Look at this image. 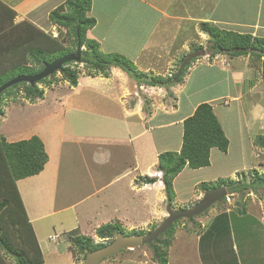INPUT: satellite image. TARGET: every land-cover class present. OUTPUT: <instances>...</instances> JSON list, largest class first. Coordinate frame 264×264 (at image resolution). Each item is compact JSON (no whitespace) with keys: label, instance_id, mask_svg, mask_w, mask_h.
Segmentation results:
<instances>
[{"label":"crops","instance_id":"obj_1","mask_svg":"<svg viewBox=\"0 0 264 264\" xmlns=\"http://www.w3.org/2000/svg\"><path fill=\"white\" fill-rule=\"evenodd\" d=\"M66 1L0 0V73H7V69L9 73L12 71V60L15 57L13 53L16 51L12 49L13 43L23 45V50H26V48L32 50L34 41L29 38L31 36L35 37V39L42 38L35 28L42 30L53 38H59L63 29H61V33L58 31V28L62 27L51 20L50 13ZM182 4L185 6L184 10L181 7ZM182 4L181 0H170L166 8H164L157 5L153 0H102L97 6L95 0H92L89 16L95 17L97 22L95 26L87 30V37L97 40L103 52L120 53L136 60L137 64L142 63L145 66L147 65L142 61L143 55L145 54L146 56L151 50L159 52L153 50V47L160 45L163 35L174 32L179 33V29H181V36L185 31H188V33L189 31H196V37L199 38V36L202 37L207 34L202 29L199 30L197 28L203 22H209L212 25L228 30L264 37V0H257L254 15L251 17L248 16V14L250 15L248 13L249 5L247 6L243 0H184ZM186 26H190V28L186 30ZM194 26H196L195 30L193 29ZM139 34H142L143 37L139 38ZM58 40L61 39L59 38ZM181 41L183 44L180 46V52L184 51L183 56L187 57L191 52L189 51L188 36L185 39L181 37ZM134 47H137V50L133 51ZM208 54L211 59L214 58L211 57V53ZM216 55L219 61L212 63L209 58L210 62L206 61L204 64L195 65L192 70L187 72L189 74L184 77V81L180 83V86L179 84L171 86L177 87L179 92V95L174 97V99H177L178 104L177 108H173L175 109L174 111L168 108L166 112L162 110L159 113L158 109L157 111L155 109V113L154 106L152 107L151 104L152 99L142 98L141 94L144 93H138L142 90L140 89L141 87L154 90L168 87L146 85L144 81L135 78L120 67H112V76L110 74L107 77L102 74L100 76L84 75L80 78L77 86L70 87V89L87 94L84 96V102L73 101L74 109L89 114V117H93L94 120L97 119V122L111 121L112 123L119 124L120 122L122 124L123 131H119V135L122 143H126V150L129 151L130 149L133 162L132 164L130 163L131 168L126 170L124 174L114 173L113 175L116 174V176L109 179L104 176V180L95 189L85 193L80 198L69 194L64 196L63 201L66 204L62 205L61 202L58 204L59 196L56 195L61 170L59 168V159L57 158L53 162L54 157L49 154L47 145L44 142L49 154V160L45 168L36 175L18 180L17 184L27 214L43 250L45 261L47 255L45 251L52 252L53 250L52 244L48 242H45V244L46 247H49L44 248L43 239L40 237L41 233L45 231V221L43 219L47 216H53V223L59 220V226L61 227H64L65 224L71 226L74 223L70 231L81 230L83 231V233L80 231L81 234L85 235L88 234L84 233L83 227L93 223L92 221L95 219L98 224L93 227V230L107 223L119 222L123 225L125 223L124 220H126L124 215H131V221L133 220V222H129L128 228L130 229L126 228V230L132 231L134 229L148 230V226L154 223V219L160 220V217L155 216L158 207H160L163 214L160 221L168 216V202L164 183L161 180L163 172L157 168L159 155L162 152L171 151L169 143L171 142L170 138L173 131L179 134L180 140L176 144V148L172 150L180 151L183 142L184 119L192 115L199 104L204 102L212 104L230 140L229 147L231 146V139L228 129L225 127V122L228 125L229 120L227 117H232L233 111L237 112V116L232 118V121L235 119L237 128L243 129L242 131L240 130L242 139L246 137L248 132L244 126L241 113L245 115L248 112L245 109L253 106L254 110L250 111L251 113L256 117L258 114L264 116V79L262 78L261 62L250 54L247 55L248 57L245 55L229 57L226 54H222V58L218 57V54ZM169 66L171 65L169 64L167 67ZM147 68L149 69L148 71L153 70L149 67ZM164 101L167 104L172 103L171 99H164ZM145 103L149 105L148 111L145 109ZM143 105L144 108H142ZM108 106L115 107L114 109L104 108ZM104 129V131H109L106 125ZM96 131L94 134L97 133ZM110 131L113 134L117 132H114L115 130ZM7 140L9 141V139ZM10 142L12 141L10 140ZM218 151L222 150L217 147L211 149V164L209 166L197 169L187 166L175 177V192L177 183L187 182L188 180L191 183L188 187L189 197L185 199L177 196L175 198L177 206L174 209L189 208L181 205V203L189 199L192 202L196 201L194 203L197 204L203 197V193L198 190V185L201 183L217 181L239 170L233 168L229 173L214 172L215 169L211 170L214 164L212 162L213 156L220 163L224 161L220 159L223 153H218L217 155L216 152ZM227 151L223 152L227 153ZM243 156L245 155L241 152L239 154L240 159ZM95 157L101 161L104 160L103 156L99 154ZM107 160L105 159L106 162ZM242 167L244 168V166ZM201 171H206V173L198 175V172ZM142 174L157 176L159 182H155L156 185L152 186H150V183L144 184L150 189L144 192L142 191L144 187H140L141 182L138 179ZM131 179L132 181H137V187L134 189L136 195L135 205L129 209L128 206L133 199L131 200L132 197L129 195L132 186L127 181L129 180L130 182ZM20 184L24 185V192H22ZM123 184L127 188V198L122 196ZM111 187H116L113 197H109L110 192L107 194V190H110ZM74 197L76 199L71 201ZM198 198L199 200H196ZM159 199L163 202L161 206L157 205L160 202ZM33 209L35 210L33 211ZM226 212L232 211L226 210ZM63 218H71L72 222L67 224V220ZM92 218L94 219L91 220ZM185 225L183 223L176 229L177 235L174 243L177 246L184 243V241L180 240L185 234L189 236L185 237V240L192 239L190 231L187 229L188 233L185 229L183 230ZM70 231L65 232L68 233ZM251 231L256 232V229H251ZM183 232L185 233L183 236L179 235V233ZM193 232V249L195 251L197 232ZM51 236L52 234L49 235L48 241L54 242L50 239ZM56 236L59 235L56 234ZM200 238L201 236L198 237L199 242ZM64 243L66 242L64 241ZM252 246L248 241L245 242L243 246L244 252L248 254ZM237 252L240 255L238 246ZM201 254H196V258L201 257ZM176 256L170 255L168 264H184L182 257L178 258ZM175 258H178L177 261H179H174L173 259ZM259 258L264 260L263 257ZM238 261H242L241 258H238ZM116 264L161 263L127 258Z\"/></svg>","mask_w":264,"mask_h":264},{"label":"rangeland","instance_id":"obj_2","mask_svg":"<svg viewBox=\"0 0 264 264\" xmlns=\"http://www.w3.org/2000/svg\"><path fill=\"white\" fill-rule=\"evenodd\" d=\"M101 1L102 0H95V4L99 6ZM153 1L156 2L157 5L166 8L170 0ZM183 2L184 0H181V4ZM243 2H245L247 6L249 5L248 13H250V15L248 14V16L251 17L254 15V8L257 6V0H243ZM181 7L183 10L185 9L184 4H182ZM201 27L202 23L199 25V27L197 26L199 30ZM188 28H190V26L185 27L186 30ZM195 28L196 26L193 27L194 30ZM61 29L63 30L62 34L60 35ZM180 30L181 29H179V33L174 32L172 34L163 35L160 45H155L153 47V50L159 52H153L151 50L146 56L145 54L143 55L142 61L147 66L141 62H139L141 64H137L138 62H136V60L126 56L134 64L136 70H138L137 72L140 73L143 78H147L152 74L162 77L174 76L178 70L180 60L185 53L184 51L180 52V46L183 44L181 37L185 39V37L188 36L189 51H191L190 53L200 49L206 51L204 54L198 56L199 59H196L195 62L192 63L191 67H189L190 69L188 68V72L189 70H192L197 64L201 65L206 63V61L210 62L211 60L212 63L219 61V59L216 58L217 55L213 56V59L209 57L208 53H211L210 48L213 44V41L211 40L208 33L197 38L196 31H189V33L188 31H185L181 36ZM58 31L60 32L59 38L61 39V42L65 46L70 45V41L73 39L74 35L70 33L65 27L58 28ZM138 37L141 38L143 35L139 34ZM85 48L86 46L83 45V49ZM134 50H137V47H134L133 51ZM222 54H218V57L220 56V58H222ZM226 55L232 57L229 54ZM247 55L245 56L248 57ZM209 58L211 60H209ZM76 63L79 64L72 63V66L79 70L78 80H80V78H82L84 75H90V70L86 67L85 63ZM169 64L171 66L167 67ZM172 64H174V66H172ZM147 67L153 70L148 71L149 69ZM17 72L18 69H14L11 75L16 74ZM56 72L57 73L55 76L50 77V79L53 80L51 83L52 87L39 84L40 87H44L46 90V94L44 96L45 98H40L32 102L24 97L22 88L17 89L15 91L16 94L14 93L15 95L4 94L2 96V99L0 100V109L4 111V114L0 115V134L5 136L6 139H9V141H18L21 139L30 138L33 136V134L41 136L47 145L49 154L53 155L54 157L53 162H55L57 158L59 159V168L61 170L59 182L57 183L58 188L56 195L59 196L58 204L61 202V204L64 205L66 204V202L63 201L64 196L69 194L70 196H76L80 198L85 193L95 189L98 184L104 180V176L109 179L111 177L113 178V176H116V174H124L126 170L131 168L130 163L132 164L133 158L131 156L130 149L129 151L126 150V143H122V139L119 135V131H123L122 124H120V122L119 124L112 123L111 121L97 122V119L94 120L93 117H89V114L79 112L78 110L74 109L73 107H75V105L73 101L84 102V96L87 94L83 92L81 93L72 88L70 89L71 85L67 80L63 79V74L61 71ZM111 73L113 72L110 71V75ZM188 74L189 73H186V75ZM11 75H6V77L3 79V81H0V83H5V81H9L19 74L12 75L14 76L12 78ZM134 76H136V74ZM140 89L142 90H140L138 93H144L141 94L142 98L144 97L152 99L151 104L152 107L154 106V111L155 109L156 111L158 109L159 113L162 110L166 112L168 108L174 111L175 109L173 108L178 107L177 99H174L175 96L179 95L177 87L170 86L161 90H154L152 88L144 89L142 87ZM164 99H171L172 103L167 104ZM146 105L149 106L145 103V106ZM114 107L115 106H108L104 108L114 109ZM142 108H144V105ZM245 110L248 112L245 113V115L241 113V116L243 117L244 126L248 132L246 137L242 139L240 130L242 131L243 129L239 127L237 128L235 119L232 121V118L237 116V112L233 111L232 117H227L229 120V126L225 122V127L228 129V134L231 139V146L229 149H227V153H224L223 151L216 152L217 155L218 153H223L222 157L220 158L224 160L223 162H218V159L216 160L215 156L212 158V162L214 164L211 170L215 169L214 172L229 173L231 170H233V168L239 169L234 171L229 176H225L230 177L236 183H239V180L243 179H245L247 183L251 182V180H253L252 172L254 169H257L260 173L264 174V149L255 144L256 136L264 134V116L258 114L256 117L253 113H251L250 111L254 110L253 106L247 107ZM101 125L103 126L102 128ZM105 125L109 131H104ZM95 130H97L96 134H94ZM110 130H115L114 132H117L113 134L110 133ZM106 132H109L110 134ZM170 140L171 142L169 145L171 151H175L172 149L176 148V144L180 140L179 134H177L176 131H173ZM159 143L161 142L159 141ZM241 152H243L245 155L242 157V159L239 157ZM97 154L103 156L104 160L101 161L96 159L95 156ZM105 159H108L107 162ZM158 165L159 163L157 164V168ZM242 166H244V168ZM114 173L116 174L113 175ZM203 173H206V171L198 172V175H203ZM142 176L149 175L142 174L139 176V182L142 181ZM158 180L156 183L159 182ZM127 182L133 187H131V193H129L130 197H132L131 200L133 199L128 206L130 209L131 206L135 205L134 202L136 195L134 189L137 187V181H132L131 179L130 182L129 180ZM190 183L191 182L189 180L187 182L177 183L176 197L178 196L180 198L187 199L189 197L188 187L190 186ZM144 184L146 183H140V187H144L142 188V191L146 192L150 190ZM123 185L122 196L127 198V188L125 184ZM152 185L156 184L150 183V186ZM204 185L205 184L198 185V190H200L203 195L205 193ZM206 185L210 186V188H217L219 181L208 182ZM20 187L22 192H24V185L20 184ZM226 188L228 190V197H226V200L223 199L216 202L205 213L196 216L194 220L195 222L188 220L187 218H183L181 221L175 224V226L177 225L176 227L174 226L176 231L178 226L185 223L186 225L184 226L183 230L185 229V231L188 232V229L191 233L192 239L190 238L189 240H185V237L189 236H186L184 232L179 233V235L182 236L185 234L184 237H182V240H180L184 241V243L177 246V244L174 243L175 237L177 235V232H175L173 241L169 248V259L170 255H177L176 257L178 258L182 257L184 260L182 262L184 264H264V260L259 258H264V185L256 184L251 190H238L234 193L230 192L229 187ZM115 191L116 187H111L110 190H107V194L110 192L109 197H113ZM73 199L76 198H72L71 201H73ZM189 200L184 201L181 203V205L190 207L195 204L194 202H196ZM196 200H199V198ZM159 201L160 202L157 205L161 206L163 202L160 199ZM180 202L182 201L180 200ZM244 204H246L248 215L245 220L240 221L239 215L236 212H239V209H243L245 207ZM158 208L155 216L158 218L160 217L161 220L163 214L160 210V207ZM34 210L35 209H33V211ZM226 210H230L232 212L227 213ZM222 213L226 214L222 215ZM124 216L126 220H124L125 223H123V225L125 228L130 229L128 228V224L129 222H133V220L131 221V215L125 214ZM63 219L67 220V224L72 222L71 218ZM93 219L94 218L91 220ZM160 220L157 218L154 219V223L148 226L149 229L139 230L138 235H141V233L144 235L147 234L150 230H153L155 227H157L164 220V218L162 221ZM43 221H45V231L41 233L40 236L43 239L42 244L44 248H47L49 246L46 247L45 242L51 243L53 250L52 252H49L48 250L45 251L47 254L46 261L42 264H85L86 260H84L83 254L77 250V247H74L70 237L68 236L69 233L65 232L72 230L71 226H73L74 223L71 226L65 224L64 227H61L59 226V220H56V222L53 223V216H47L43 219ZM92 222L93 223L89 225L87 224L85 227H83L85 230L84 233L88 234V236H91L96 242L106 241L105 238L98 236L97 230L99 227L96 230H93V227L98 224L96 219ZM55 226L56 228H54ZM251 229H256V232L251 231ZM80 231L75 230V232L79 234H81V232L83 233V231ZM193 231L197 232L195 246L196 254L202 253L201 257L199 258H196L197 256L193 249ZM51 234L52 236L50 239H52L54 242L48 241L49 235ZM56 234L59 236H56ZM204 234L205 236L203 237ZM197 236H201L200 242L198 241ZM64 241L66 243H64ZM110 241L107 242L109 243ZM247 241L253 245L250 248V251H248V254H246L243 249L244 243ZM237 246L240 255L237 254ZM180 254L181 256H179ZM127 258L138 261L147 260L155 263L158 262L153 258L152 247L148 244H142L141 246L134 249H124V251L117 253L111 258H108L104 261L105 263L103 262L102 264H116ZM178 258L173 260L177 261ZM238 258H241L242 261L239 262Z\"/></svg>","mask_w":264,"mask_h":264},{"label":"trees","instance_id":"obj_3","mask_svg":"<svg viewBox=\"0 0 264 264\" xmlns=\"http://www.w3.org/2000/svg\"><path fill=\"white\" fill-rule=\"evenodd\" d=\"M91 6L92 0H67L50 13V18L54 23L67 28L74 35L70 45L65 46L61 40H58L59 38H53L37 28L35 30L41 34L42 38L35 39L32 36L29 38L34 41L32 50L27 48L23 50V45L13 43L12 49L16 51L13 53L15 57L12 60L11 70L18 69V72L12 75L37 74L43 70L45 62H51L61 56L74 53L79 45L82 47L85 45L86 48L82 49V57L79 62L85 63L90 70V75L102 74L109 76L112 67L115 66L122 68L132 76L136 74L134 77L144 81L147 85L170 87L184 81L188 68L198 57L187 63L179 75L178 70L185 56L181 58L178 70L173 77L152 74L147 78H143L126 56L120 53L101 51L99 42L87 37V30L95 26L97 22L95 17L88 14ZM201 29L208 33L213 41L210 48L211 57L222 53L229 54L232 57L250 54L261 62L263 77L264 54L248 53L246 51L233 52L232 49L236 47H254L264 51V37L224 29L209 22H203ZM17 58L19 59L16 60ZM72 63L79 64L74 61L67 62L61 73L63 79L67 80L71 86H77L79 83V70L73 67ZM11 73L8 72V69L7 73H0V81H3L6 75H11ZM56 73L38 81L35 85L28 82L14 84L0 94V100L4 94H16L15 91L19 88L23 89L24 97L32 102L44 98L45 89L40 87L39 84L51 86L53 80L50 77L55 76ZM12 75L11 78L14 77ZM3 83H0V85ZM145 109L148 111L149 107L146 105ZM3 114L4 111L0 109V115ZM183 127V142L180 151H165L159 155L158 170L163 172L162 180L166 200L173 208L177 206L175 203V177L187 166L193 169L209 166L211 164V149L217 147L222 151H227L230 144V140L211 103L199 104L195 112L184 120ZM255 144L264 149V134L256 136ZM48 160L49 154L40 136L33 135L30 138L10 142L0 134V264H42L45 262L43 250L27 214L17 181L40 173L45 168ZM252 173L253 180L249 183L245 179L236 183L230 177H225L217 180L219 181L217 187H229L230 192L234 193L238 190H251L256 184L264 185V174L257 169H254ZM142 177L141 182L147 184L155 183L158 180L157 177ZM206 183L208 182L201 183L205 184V191L211 189ZM244 205L245 207L239 209L238 212L240 221L245 220L248 215L246 204ZM225 214L222 213V215ZM195 218L196 216L187 219L195 222ZM181 220H177L163 235L148 244L153 249V258L161 264H168L169 262V248L177 226L175 224ZM116 232L139 234L137 229L127 231L121 223L113 222L104 224L97 230L98 236L106 239L104 242H96L91 236L79 234L75 231L68 232V236L74 247H77V250L83 254L84 260H86V249L92 251L104 246L107 241L114 238ZM141 235L144 234L141 233ZM122 251L124 249L120 252Z\"/></svg>","mask_w":264,"mask_h":264},{"label":"water","instance_id":"obj_4","mask_svg":"<svg viewBox=\"0 0 264 264\" xmlns=\"http://www.w3.org/2000/svg\"><path fill=\"white\" fill-rule=\"evenodd\" d=\"M82 49L83 47L79 45L74 53L61 56L51 62H45L43 70L37 74H19L15 78L0 85V94L7 88L20 82H28L32 85H35L38 81L50 76L56 71H61L67 62H79L82 57ZM232 51H246L248 53L264 54V51L254 47H236L233 48ZM205 52V50L200 49L190 53L187 57H185L179 67L178 75L182 72L187 63H189L193 58L204 54ZM225 197H228V190L225 186H222L206 190L202 199L192 207L174 209L171 204H168V216L156 228L149 231L145 235H130L116 232L112 241L106 245L92 251H89L88 249L85 250V264H99L104 258L112 256L123 249H134L141 246L142 244L152 243L161 235H163L177 220L182 218H192L194 216L200 215L207 211L213 204Z\"/></svg>","mask_w":264,"mask_h":264},{"label":"flooded vegetation","instance_id":"obj_5","mask_svg":"<svg viewBox=\"0 0 264 264\" xmlns=\"http://www.w3.org/2000/svg\"><path fill=\"white\" fill-rule=\"evenodd\" d=\"M112 241V240H111ZM108 243V242H107ZM106 243V244H107ZM119 253V252H118ZM117 254V253H116ZM116 254H114V255H116ZM113 256V255H112ZM109 257H111V256H109ZM109 257H107V258H104L99 264H102L105 260H107Z\"/></svg>","mask_w":264,"mask_h":264},{"label":"clouds","instance_id":"obj_6","mask_svg":"<svg viewBox=\"0 0 264 264\" xmlns=\"http://www.w3.org/2000/svg\"><path fill=\"white\" fill-rule=\"evenodd\" d=\"M263 78V77H262ZM226 198V197H225ZM224 199V198H223ZM195 205V204H194ZM192 207V206H191ZM183 219V218H182ZM156 228V227H155ZM151 231V230H150Z\"/></svg>","mask_w":264,"mask_h":264},{"label":"built area","instance_id":"obj_7","mask_svg":"<svg viewBox=\"0 0 264 264\" xmlns=\"http://www.w3.org/2000/svg\"><path fill=\"white\" fill-rule=\"evenodd\" d=\"M263 79H264V75H263ZM55 238V237H54Z\"/></svg>","mask_w":264,"mask_h":264}]
</instances>
